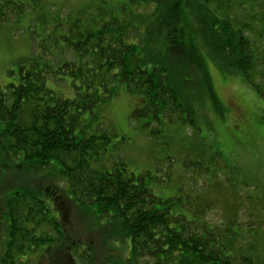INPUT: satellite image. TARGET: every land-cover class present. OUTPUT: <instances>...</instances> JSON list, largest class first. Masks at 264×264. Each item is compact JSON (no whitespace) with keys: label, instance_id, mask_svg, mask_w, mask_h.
I'll return each mask as SVG.
<instances>
[{"label":"trees","instance_id":"obj_1","mask_svg":"<svg viewBox=\"0 0 264 264\" xmlns=\"http://www.w3.org/2000/svg\"><path fill=\"white\" fill-rule=\"evenodd\" d=\"M147 1L157 6L146 16L120 17L108 9L72 18L59 12L48 21L35 16L43 23L31 34L30 63L19 67L17 82L0 86V163L24 166L38 178L52 167L69 199L89 209L98 205L106 228L117 223L119 232L112 236L127 239V252L118 263L104 264H264L254 232L248 230L253 241L238 244L248 238L241 221L213 222L191 205V216L174 213L176 198L157 196L146 172L129 169L119 142L101 122L86 125L82 116H97V108L123 89L138 98L130 122L148 136L163 137L170 125L198 132V109L208 95L200 41L206 54L244 75L264 97V16L254 12L264 13V0H238L235 8L230 0H195L196 16H188L190 0ZM27 6L32 9L0 0V27L27 13ZM241 8L250 18L231 19L228 14ZM151 25L157 34H149ZM197 27L200 40L192 36ZM38 189V183H24L0 199L7 264H15L19 253L27 260L42 244L63 242L62 221ZM44 224L58 232L57 240L37 232ZM71 243L80 262L94 257L90 242Z\"/></svg>","mask_w":264,"mask_h":264},{"label":"rangeland","instance_id":"obj_2","mask_svg":"<svg viewBox=\"0 0 264 264\" xmlns=\"http://www.w3.org/2000/svg\"><path fill=\"white\" fill-rule=\"evenodd\" d=\"M12 1L25 2L32 9L27 6V10L30 9L27 13L10 19L0 27L2 87L17 82L19 67L30 63L31 34L40 32L43 23V19L36 18L34 21L38 14L44 15L48 21L59 12L72 18L80 16L82 12L96 14L100 9H108L120 17L130 18L132 13L149 15L157 6V1L147 0ZM230 5H235V8L238 0H230ZM241 5L249 7L247 2L241 1ZM197 7L196 1L190 0L188 16H194ZM254 12L256 16H264L257 10ZM228 15L231 19L236 16L249 17L243 9H233ZM136 22L140 24L138 20ZM151 24L154 21L151 20ZM198 29L192 36L200 40L202 37ZM148 32L157 34V29L151 25ZM196 45L204 56L208 76L203 83L208 95L202 97L198 109L197 125L201 126L198 132L190 127L186 130L182 126L170 125L163 137L148 136L142 128L130 122L138 98L123 89L114 99L97 108V116L89 117L90 114L86 113L82 116L83 119L87 118L84 120L86 125L95 123V127L97 122H101L99 126L111 133L113 142H119L118 152L127 161L129 169L136 173L146 172L147 184L157 196L176 198L172 205L174 213L191 216V205L194 208L199 206L204 211V217L213 222L223 223L236 217L242 223L236 228L238 226L241 233L248 235L238 244L253 241V238H249L250 229L257 239V249L264 252V97L244 75L224 68L213 55L206 54L203 41ZM198 78L201 80V77ZM63 89L70 93L68 86ZM40 174L42 177L38 178L40 175L37 172L29 171L24 166L8 169L0 163V199L3 200L6 193L24 183L31 186L38 183V191L48 199L52 215L62 221V243H58V232L44 224L37 232L49 234L57 241L42 244V249L40 247L27 260L19 253L18 264H104L122 260L128 245L124 236H112L119 232L118 224L106 228L108 220L97 217L100 210L98 205L89 209L69 199L66 184L59 182L52 167L40 171ZM56 189L61 204L54 192ZM5 225L0 215V247L5 239ZM86 241L91 243L94 257L88 260L89 263H82L79 254L74 253L70 246L71 242Z\"/></svg>","mask_w":264,"mask_h":264},{"label":"flooded vegetation","instance_id":"obj_3","mask_svg":"<svg viewBox=\"0 0 264 264\" xmlns=\"http://www.w3.org/2000/svg\"><path fill=\"white\" fill-rule=\"evenodd\" d=\"M6 248H7V245H4V244H2V246L0 247V264H7L8 260L6 256V253H7ZM18 263L19 261L17 260V257H15V264H18Z\"/></svg>","mask_w":264,"mask_h":264}]
</instances>
